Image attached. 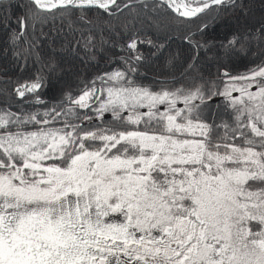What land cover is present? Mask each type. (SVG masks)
<instances>
[{"label":"snow or ice","instance_id":"obj_1","mask_svg":"<svg viewBox=\"0 0 264 264\" xmlns=\"http://www.w3.org/2000/svg\"><path fill=\"white\" fill-rule=\"evenodd\" d=\"M0 264H264V0H0Z\"/></svg>","mask_w":264,"mask_h":264},{"label":"trees","instance_id":"obj_2","mask_svg":"<svg viewBox=\"0 0 264 264\" xmlns=\"http://www.w3.org/2000/svg\"><path fill=\"white\" fill-rule=\"evenodd\" d=\"M257 15H259V12H257ZM216 34H218V35H220L222 37L223 34H224V29L223 28L218 29ZM174 46L179 48V50L181 51L180 52L181 54H185V55L187 54L186 50L184 49V46L182 44V41L180 39L175 38V37L173 38V40L171 41V47H174ZM182 50L185 51V52H183ZM248 63H249V58L237 59L234 62V71H241V72L244 71L245 70V66L248 65ZM159 64H160V62L158 61L157 62V68L158 69H159ZM77 66H80V65L77 64ZM103 66H104L103 61H101L100 64H99V67H103ZM163 70L167 71L166 69H163ZM91 71L92 70L89 69V72H91ZM149 75H151V74H149ZM65 78H67V77H65ZM42 93L44 95V98L46 100H48V99H50L51 97H53L55 95L56 89H54L52 87H49V88L43 89ZM36 110L43 111V108L41 106L37 105L36 106Z\"/></svg>","mask_w":264,"mask_h":264},{"label":"rangeland","instance_id":"obj_3","mask_svg":"<svg viewBox=\"0 0 264 264\" xmlns=\"http://www.w3.org/2000/svg\"><path fill=\"white\" fill-rule=\"evenodd\" d=\"M172 50H173V51H176V52H181V51L179 50V48H178V47H175V46L172 47ZM182 51H183V50H182ZM183 52H185V51H183ZM76 63L79 64L78 61H77ZM164 69L168 70V68H167L166 66L164 67ZM65 71H67V67H66Z\"/></svg>","mask_w":264,"mask_h":264}]
</instances>
